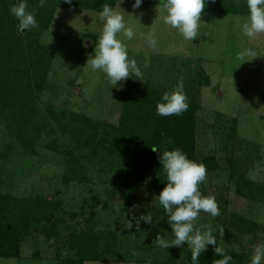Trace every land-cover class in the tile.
Masks as SVG:
<instances>
[{"label": "rangeland", "instance_id": "1", "mask_svg": "<svg viewBox=\"0 0 264 264\" xmlns=\"http://www.w3.org/2000/svg\"><path fill=\"white\" fill-rule=\"evenodd\" d=\"M26 3L30 10L32 3ZM133 3L116 0L114 8L125 12L126 25L136 33L131 40L122 34L118 38L126 45L129 59L137 61L143 81L128 78L114 87L106 74L86 67L88 57L95 55L102 30L99 11L59 7L49 28L39 29L38 43L53 54V60L42 78L38 113L28 127L35 151L24 150L20 140L23 131L11 113L2 109L0 193L61 201L56 212L59 238L49 236L51 223H37L35 233L22 240V256L0 257V264H56L57 252L71 254L68 246L63 247L71 241V230L91 223L99 232L105 255L85 264H173L174 260H185L189 251L186 242L168 249L153 243L157 234L168 241L174 236L155 198L160 191L154 188L152 177L147 175L140 188L128 195L117 183L130 182V174L138 169L136 164L121 153L99 149L96 142L77 147L70 129L79 123L70 120L71 113H79L118 124L127 81L174 90L176 78L182 77L188 84L199 79L200 70L209 75L210 83L200 90L198 154L215 155L219 164L218 169L206 166L207 178L200 191L215 197L220 215L214 218L201 212L196 224L216 230L217 246L249 257L257 245L264 244V33L249 39L240 29L248 16L203 11L198 37L189 41L163 22L164 0H142L136 9ZM153 30L155 50L141 35ZM82 45L93 48L85 51ZM245 48H251L257 57H248L250 61L240 64L236 53ZM61 124L70 129L63 131ZM55 144L58 150L51 148ZM69 149L80 156L86 178L64 186L62 179L68 169L64 151ZM243 182L249 188L240 192ZM133 214H150L153 222L141 221L140 230L135 226L128 229ZM237 216L257 223L258 228L244 232L235 221ZM220 228L224 229L223 237L218 233ZM37 252L39 256L34 257Z\"/></svg>", "mask_w": 264, "mask_h": 264}, {"label": "trees", "instance_id": "2", "mask_svg": "<svg viewBox=\"0 0 264 264\" xmlns=\"http://www.w3.org/2000/svg\"><path fill=\"white\" fill-rule=\"evenodd\" d=\"M29 1L33 5L30 10H36L39 27L21 32L18 29V20L10 12V7L16 4V0H0V114L3 112L2 109L11 113L14 122L23 131L20 140L24 150L34 152L35 143L28 127L38 113L42 78L47 74L53 60V54L38 43L36 36L39 29L49 28L59 7L100 12L105 3L114 8L116 0H72L71 4L64 3V0H45L43 7H39V0ZM204 11L248 16L246 0L214 2L205 0ZM92 37L95 44L96 37L94 35ZM92 48L82 45L85 51ZM176 79L175 86L180 81ZM209 83L210 77L204 70H200L198 80H192L188 84L183 80L184 91L188 97V110L181 116L161 117L156 115V104L161 101L163 94L170 90L160 89L150 83L141 84L129 80L123 94L118 124L71 113V123L79 125H73V129H70L69 125L61 124L62 130H71L77 147L96 142V147L105 152L121 153L129 157L138 169L130 174V182L122 180L117 183V186L125 189L128 195L140 188L139 185L144 182L147 175L152 177L154 188L161 192L166 186V177L158 159L162 153L153 152L152 146L161 152L165 149L180 148L189 159L211 169L219 168L215 155L201 157L197 149V122L202 109L200 90L202 85ZM58 121L60 123L59 119ZM230 129L234 131L231 127ZM227 133L233 132L224 134ZM51 148L59 149L57 144ZM64 154L68 161V169L63 176L62 184L67 186L73 181L85 180L86 174L80 156L70 149L64 151ZM232 160L233 157H230L231 164ZM246 187L248 183L243 182L238 189L242 192L243 189H247ZM202 188L203 183L199 186L200 190ZM60 204L61 201L41 196L18 197L11 192L0 193V257L20 258L22 240L35 233L34 225L37 223H51L49 236L51 239H58L59 222L56 219V212ZM235 221L246 233L254 232L258 228L257 223L242 216H237ZM94 225L91 223L86 227L71 230L69 245H63L68 246L67 250L71 251V254L63 255L57 252L56 264H85L86 261H99L104 258L105 249L100 247L98 241L100 235L93 229ZM224 250L227 255L232 256L231 264H250L251 257L248 255L227 248ZM38 256L37 252L34 257ZM219 258L221 257L215 254L214 248H207L201 254L198 264H213V261ZM173 264H192L191 250L189 249L185 260H174Z\"/></svg>", "mask_w": 264, "mask_h": 264}, {"label": "clouds", "instance_id": "3", "mask_svg": "<svg viewBox=\"0 0 264 264\" xmlns=\"http://www.w3.org/2000/svg\"><path fill=\"white\" fill-rule=\"evenodd\" d=\"M214 2V0H213ZM45 0H39V7H43ZM71 4L72 0H64ZM248 17L240 24L243 36L254 39L257 34L264 33V0H246ZM142 0H134L133 8H139ZM120 8V7H119ZM163 9L166 15L163 22L178 30L189 41L198 37L201 23V15L205 9V0H164ZM11 14L18 20V29L30 31L38 28L36 10H29L26 0H19L10 7ZM124 11L117 10L105 3L98 15L102 23V30L96 43L94 56H89L86 67L93 72L101 71L106 74L108 81L116 87L118 82L128 78H138L143 81V74L135 59H129L126 45L118 38V34L131 40L136 34L132 27L127 26L124 20ZM149 47L155 50L157 41L155 31L147 35L141 34ZM248 57L255 58L257 54L251 48H245L236 53V59L242 64L250 61ZM188 97L184 91L183 78L174 90L167 91L156 104V115L161 117L181 116L189 108ZM152 151L162 153L158 156L162 165V171L166 177V186L155 198L162 206L168 217V224L174 238L171 241L164 239L160 234L156 235L153 243L161 248L168 249L172 246H181L185 242L191 250L192 264H198V260L209 245L219 259L213 264H231L233 258L225 253L223 247L217 246L216 232L211 225L197 226L196 221L200 213L204 212L212 217L220 215V209L214 196L202 195L199 186L207 178L206 166L188 158L180 148L165 149L162 152L152 146ZM136 206L134 205L133 208ZM151 224L153 218L150 214L132 215L128 220L127 228L134 226L140 230V223ZM219 235L223 237L224 229H219ZM250 264H264V244L254 248Z\"/></svg>", "mask_w": 264, "mask_h": 264}, {"label": "water", "instance_id": "4", "mask_svg": "<svg viewBox=\"0 0 264 264\" xmlns=\"http://www.w3.org/2000/svg\"><path fill=\"white\" fill-rule=\"evenodd\" d=\"M88 44V43H87Z\"/></svg>", "mask_w": 264, "mask_h": 264}]
</instances>
